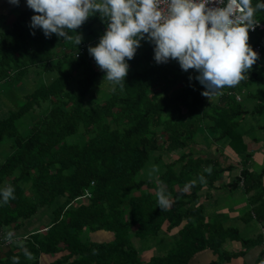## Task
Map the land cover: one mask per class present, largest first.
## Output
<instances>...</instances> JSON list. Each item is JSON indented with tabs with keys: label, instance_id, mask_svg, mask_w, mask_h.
<instances>
[{
	"label": "trees",
	"instance_id": "16d2710c",
	"mask_svg": "<svg viewBox=\"0 0 264 264\" xmlns=\"http://www.w3.org/2000/svg\"><path fill=\"white\" fill-rule=\"evenodd\" d=\"M258 2L264 0H252L254 9ZM33 13L26 10L0 34L6 95L33 79L19 108L0 117V144L7 140L11 148L6 156L0 153V190L15 189L7 204L0 197V233L16 234L14 228L26 226L43 208H52V218L43 229L24 232L27 237L9 245L4 256L0 250V264H14L13 257L16 264H39L43 255L61 252L51 264H191L205 250L214 254L207 264H234L257 246L262 247L258 257L239 264H264V231L244 237L238 227L210 217L202 193L206 185L207 196L210 189L242 191L248 195L243 217L264 227V167L253 166L244 128L250 115H264V58L232 87L242 100L225 93L210 102L201 94L204 87L189 80L196 70L185 72L171 59L157 64L154 45L142 40L134 58H125L129 71L123 87L116 82L98 96L94 89L106 73L94 67L88 51L77 58L75 44L55 34L46 38L41 29L32 35L27 24ZM253 17L264 21V10ZM248 36L250 47L262 41L259 34L248 31ZM258 84L260 89H249ZM89 94L92 102L86 100ZM213 143L226 144L241 161L210 153ZM153 159L161 170L152 179L142 177ZM209 165L211 174L204 171ZM234 169L240 172L222 182ZM191 181L195 185L183 191ZM158 183L164 188L156 191ZM162 190L169 194L168 211L157 206ZM174 229L177 237L162 255L141 257L134 237L149 242ZM101 230L113 239L93 240L92 233Z\"/></svg>",
	"mask_w": 264,
	"mask_h": 264
},
{
	"label": "clouds",
	"instance_id": "9594fccd",
	"mask_svg": "<svg viewBox=\"0 0 264 264\" xmlns=\"http://www.w3.org/2000/svg\"><path fill=\"white\" fill-rule=\"evenodd\" d=\"M9 2L19 6L20 0ZM26 2L36 13L29 25L32 35H35V29H41L46 38L55 34L76 46L83 40L82 34L76 30L90 16L100 13L101 18L107 21V28L100 42L95 47L89 46L88 52L97 67L106 73L103 80L120 82V87H123L129 71L125 58L129 61L134 58L142 40L154 45L157 64L168 63L171 59L177 61L185 72L196 70L198 75L189 76V80H197L205 89L201 94L209 99L225 86L237 85L258 57L248 44V30L253 25L254 12L264 10V3L258 2L254 9L252 0H218L216 4H210V0ZM161 4L166 5V10H162ZM157 171L154 165L149 175ZM204 171L211 174L212 166ZM199 180L206 183L202 175ZM195 183L189 182L183 191H189ZM14 192L11 185L0 190L2 202L7 204L10 199H15ZM157 206L161 211H168L171 207L166 191L157 193ZM12 235L9 232L6 239ZM25 256L32 258L26 249ZM17 260L13 257L14 264Z\"/></svg>",
	"mask_w": 264,
	"mask_h": 264
},
{
	"label": "crops",
	"instance_id": "0c3cea01",
	"mask_svg": "<svg viewBox=\"0 0 264 264\" xmlns=\"http://www.w3.org/2000/svg\"><path fill=\"white\" fill-rule=\"evenodd\" d=\"M96 2H102V0H96ZM26 10H32L27 6L26 0H20L19 6H16L10 3L9 0H0V34L2 32H5L9 28H11L14 22L17 20V18L22 13H24ZM34 14L36 13H33V15ZM32 16H30L29 22L27 24L28 27L30 25ZM105 27H107V22L105 19L101 18L100 13L97 12L95 15L90 16L87 19V21L84 24H82V26L79 29L76 30L78 33L82 34L83 36L82 43L79 46H76V50L83 44H87L88 47L89 46L95 47L100 42V37L104 34L102 33V31ZM88 47H87L86 52L88 51ZM93 61H94L93 65L95 67L96 61L95 60ZM6 94H9V93H6ZM212 97H216V96L213 95ZM259 124H262V123H259ZM253 127L254 126H252L250 129L247 130L248 134L250 135V139H251L250 148L254 150L253 166L262 168L264 167V135L263 137L260 135H253L252 131H250ZM260 129H261L262 134H264V130L261 126H258L256 130H260ZM256 130H255V134H256ZM254 136L255 137L258 136L260 141L259 142L253 141L252 138ZM218 146L229 150V147L226 144L218 143ZM259 148H260V151L256 153V151ZM219 152L220 154H222L221 150ZM227 159L228 161L237 162V160H234V159H230V158H227ZM235 170L236 169L232 171L231 175L230 174L224 175L222 177V182L227 183L228 181H230V179L233 176L239 173L238 169H237L238 172L237 171L235 172ZM208 190L209 188L206 185L202 193L206 201L207 213L209 214L210 217L217 218L218 220L224 222L225 224H230L232 226L238 227L244 237H250V236L245 235L244 231L250 235L251 234L257 235L258 233L264 231V227L261 223L255 220L249 221L243 217L242 214L244 213V210L246 209L248 205V196H244L246 194H244L242 191L238 190L237 193H234V192L226 191L222 188L218 190L210 189L212 195L209 194L210 196H207L206 193ZM206 196L207 198H205ZM30 222L31 221H27L28 225L23 227V229L20 228L19 232L21 233L19 235H22V233L24 234V232L26 233L27 231L29 232ZM43 226L44 225H42L41 227ZM105 236H109L111 238L105 239ZM112 237H113V234L111 232H107L103 230L98 231L96 233H92V238L95 241H111L113 239ZM135 243L138 244L139 241ZM229 245L239 248V245L236 242H231L229 243ZM261 249H262L261 246L252 248L242 258V260L241 258L238 259L240 260L238 261V263L243 262V260H247L248 262H253L258 257ZM52 255H55V254H52ZM52 255H43L45 256V258L42 259V261H46V258H47V264H51L57 258H59L56 256L55 260L49 259V257L51 258ZM153 255H156V254H149L147 259H150ZM197 258L203 259L204 264H207L214 259V254L210 250L202 251L199 254H197V256L192 260L191 264L195 262Z\"/></svg>",
	"mask_w": 264,
	"mask_h": 264
},
{
	"label": "rangeland",
	"instance_id": "374dc122",
	"mask_svg": "<svg viewBox=\"0 0 264 264\" xmlns=\"http://www.w3.org/2000/svg\"><path fill=\"white\" fill-rule=\"evenodd\" d=\"M75 52H74V54H75ZM93 64H94V61H93ZM96 67H97V64H95V68ZM96 69L98 71H101L98 67ZM22 83L23 84H21V86L19 87L20 88L19 90L18 89L12 90L13 93L11 96L6 95V93H7L6 89L8 88V84L7 83L1 84V86H0V117H4V116L8 115V113L11 110L18 109L19 105L22 104L21 102L24 100L25 94L33 90V87H32L33 86V79H31L30 82H29V79H25ZM115 84H116V82L109 81L107 79L103 80V77H101L98 81L99 89H94V93L97 91L96 95L103 96L105 93L111 91L114 88ZM261 87L262 86L260 84H258V85L251 86V88H249V89H260ZM246 91H248V90H246ZM219 95L220 94H217V95H215L216 97L210 98V99L214 98L210 102H213V101H215V99L219 98ZM98 96L96 99L99 98ZM90 97L91 96L89 94L86 97V100L89 102H92V99ZM253 103L254 102H251V105H253ZM28 116H31V114ZM34 121H35V119L30 117L29 122H34ZM259 123H262V124H259ZM258 125H264V115H258L255 117L250 115L245 120L244 128L248 130L252 126H254L253 128L257 129ZM263 130H264V128H263ZM256 135H260L263 137L264 134H262L261 129H260V130H256ZM209 140H211V138H209ZM206 146L207 145H203V150L206 149ZM260 148L256 151V153L260 151ZM10 149L11 148H10V142L9 141L6 140L5 142L1 143L0 144V153H1L2 157L6 156L10 152ZM220 150L223 152V156H224L223 159H225L226 161H228L227 158L234 159L237 161H241V159H242L241 156L236 155L232 151H230L228 149H224L223 147H219L218 143L211 144V146H209L207 151H209L212 154H220V152H219ZM173 158H176V157L174 156ZM166 160H164V161H166ZM253 162H254V159H253ZM154 165L157 166V168H158L157 172H159L161 170L160 169L161 164L158 163V161H156L155 159H153L151 162L147 163L146 167L144 168V170L141 172L140 175L142 177L149 178V179L156 177L157 172L153 173L151 176L149 175V173L152 171V167ZM238 170H240V169H238ZM236 171H237V169L235 170V172ZM163 188H164V186L161 183H158V187L155 190L158 191V189H163ZM244 196H248V195H244ZM51 218H52V208L51 209H47V208L41 209V211L38 213V215L29 219V221H31L29 223V227H30L29 230L35 231V229H39V228H40V230L43 229V227H46L47 225H49V223L51 222ZM27 225H28V223L26 224V226ZM42 225H44V226L41 227ZM225 225H228V224H225ZM21 229H23V227H21ZM177 231H178V229H174L171 232H165L164 231L159 239L158 238L157 239H151V241H149V242L148 241L147 242H141L139 240V238H137V237H134L133 240L135 242L139 241V243L136 245L140 248L142 258H147L149 254L162 255L163 252L169 247V244L171 243V241L177 237V233H178ZM14 232L16 234H13V232H12V234H13L12 237L10 239H6L7 243L2 242V244H0V250L2 252L1 253L2 256L5 255V252L8 249L9 245H11L12 243L17 242V241H23L27 237L26 234L19 236V234L21 232H19V230L16 231L15 228H14ZM244 234L247 236H250V237L254 236V234L250 235V234L246 233L245 231H244ZM110 238L111 237H109V236H105V239H110ZM63 254L64 253L61 252V253L52 255L51 258L49 257V259L55 260L56 256L60 257ZM44 258H45V256H42L40 258L39 264H47V258H46V261H42V259H44ZM241 260H242V258H241ZM237 261H240V260L234 261V264H239ZM192 264H204V260L201 258H197L195 260V262H193ZM225 264H231V263H225Z\"/></svg>",
	"mask_w": 264,
	"mask_h": 264
},
{
	"label": "built area",
	"instance_id": "2783aa9c",
	"mask_svg": "<svg viewBox=\"0 0 264 264\" xmlns=\"http://www.w3.org/2000/svg\"><path fill=\"white\" fill-rule=\"evenodd\" d=\"M218 2V0H210V4H216ZM161 8L162 10H166V5L165 4H161ZM253 20V25L251 28H249V32L251 33H256V34H259L261 37H262V41L260 43H257L256 45L254 46H251V48L253 49V51H255L257 54H258V57H257V61H259L260 59L264 58V21L262 20H259L257 18H252ZM258 23V24H257ZM106 28L105 27L102 31V33H104L106 31ZM87 47L88 45L87 44H83L81 45L75 52V56L77 58H80L82 55H84L86 53V50H87ZM255 64V63H254ZM2 84V81H0V86ZM225 93H229V94H236V97L238 100H242L243 99V96L242 94L240 93H237L235 92L234 90H232V87H227L225 86L223 89L219 90L217 92V94H225ZM215 94V95H217ZM212 97V96H211ZM210 97V98H211ZM209 99V98H208ZM211 100V99H209ZM91 196V193L89 192V190L86 191V196L85 197H89ZM2 233V232H1ZM0 233V244H2V242L5 240V243L6 242V238L3 237ZM5 238V239H4Z\"/></svg>",
	"mask_w": 264,
	"mask_h": 264
}]
</instances>
